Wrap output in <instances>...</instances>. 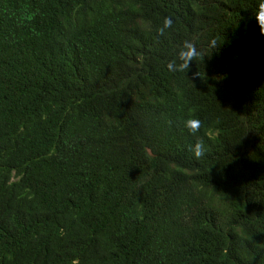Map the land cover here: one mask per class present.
<instances>
[{
    "label": "trees",
    "instance_id": "obj_1",
    "mask_svg": "<svg viewBox=\"0 0 264 264\" xmlns=\"http://www.w3.org/2000/svg\"><path fill=\"white\" fill-rule=\"evenodd\" d=\"M255 6L0 0V264H264ZM186 39L203 57L170 72Z\"/></svg>",
    "mask_w": 264,
    "mask_h": 264
},
{
    "label": "clouds",
    "instance_id": "obj_2",
    "mask_svg": "<svg viewBox=\"0 0 264 264\" xmlns=\"http://www.w3.org/2000/svg\"><path fill=\"white\" fill-rule=\"evenodd\" d=\"M35 15L36 13L34 12L24 10L19 19L22 22L31 21L34 19ZM251 17L255 19L260 33L264 34V0H256V6L251 11ZM173 23L174 20L171 16H165L163 18L162 26H160L157 30L158 34L160 36H164L166 34V30L170 29L173 26ZM219 45L220 43H218L215 38L209 42V46L212 49L218 48ZM202 57L203 53L198 50L196 43L192 40L186 39L177 49L173 58L168 61L167 69L170 72H189L193 62L197 63ZM191 76L194 80L201 79L203 82H207L199 70L192 72ZM181 124L182 128L187 129V131L194 137L197 136L202 127V121L192 115H189L186 119H183ZM189 151L193 153L196 159H200L205 154L204 142L197 138L196 142L193 145H190ZM73 264H78V262L74 261Z\"/></svg>",
    "mask_w": 264,
    "mask_h": 264
}]
</instances>
